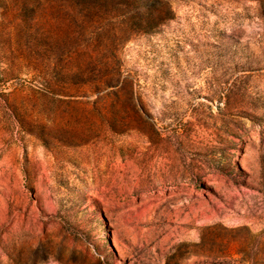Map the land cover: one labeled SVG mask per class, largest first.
Returning <instances> with one entry per match:
<instances>
[{
	"label": "rangeland",
	"instance_id": "374dc122",
	"mask_svg": "<svg viewBox=\"0 0 264 264\" xmlns=\"http://www.w3.org/2000/svg\"><path fill=\"white\" fill-rule=\"evenodd\" d=\"M167 1L108 87L18 49L0 0V264H166L202 226L264 230V0Z\"/></svg>",
	"mask_w": 264,
	"mask_h": 264
},
{
	"label": "trees",
	"instance_id": "16d2710c",
	"mask_svg": "<svg viewBox=\"0 0 264 264\" xmlns=\"http://www.w3.org/2000/svg\"><path fill=\"white\" fill-rule=\"evenodd\" d=\"M14 43L21 51L35 45L47 61V70L68 83H85L98 70L103 86L117 85V68L111 66L119 47L135 33H148L169 19L172 12L167 0H11ZM150 15L142 13L144 10ZM68 16L62 12L68 11ZM167 11L168 14L163 15ZM117 27L119 30H116ZM111 30V31H110ZM30 31L39 32L41 40L32 43ZM61 35H58V34ZM30 48V47H29ZM93 48L100 57L84 60L76 70H67L64 56L77 52L90 55ZM87 52V53H86ZM91 67V68H89ZM89 73V74H88ZM57 81V80H56ZM54 82V81H53ZM116 93V92H114ZM132 107V106H131ZM28 131H31L28 129ZM183 255L200 256L199 264H264V230L253 233L247 225L226 226L212 223L199 229L198 240L180 242L169 261Z\"/></svg>",
	"mask_w": 264,
	"mask_h": 264
}]
</instances>
